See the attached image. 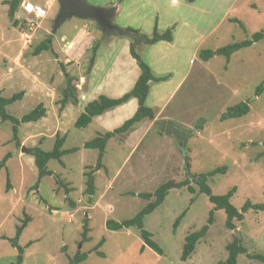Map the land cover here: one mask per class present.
Returning a JSON list of instances; mask_svg holds the SVG:
<instances>
[{
	"label": "rangeland",
	"instance_id": "374dc122",
	"mask_svg": "<svg viewBox=\"0 0 264 264\" xmlns=\"http://www.w3.org/2000/svg\"><path fill=\"white\" fill-rule=\"evenodd\" d=\"M6 1L0 0V93L9 97L24 91L21 99L6 105V112L19 118L42 102L46 113L37 121L20 123L17 139H13L11 121L0 119V159L10 153L0 168V264L15 261L17 250L12 240L25 214L30 220L16 240L23 249L20 264H69L77 251L85 253L86 258L76 264H217L226 258V245L234 235L249 252L264 254V208L249 209L242 221L234 220V229L225 226V212L218 209L193 253L186 260L180 258L185 235L205 224L212 208L193 179L196 173L225 165V173L208 179L213 193H225L236 186L231 202L237 208L246 199L264 205V91L253 96L264 79V38L238 49L229 60L215 55L205 62L199 56L200 49L244 40L263 28L264 0H87L102 6L118 3L111 21L120 28H137L150 34L156 25L160 31L169 29L175 34L179 45L182 28L192 26V36H198L200 42L191 71L168 100L164 112L172 116L170 121L181 122L187 137L185 147L181 139L165 133L163 121L159 125L163 132L160 139L155 140L156 129H152L140 149L127 158V148L110 141L99 169L95 166L97 149L83 146L96 135V123L76 127L74 122L83 111L82 105L68 102L60 108L59 100L66 76H72L77 89L84 91L91 48L97 42L98 53L103 52L105 36L93 20L75 16L53 32L57 0H30L48 10L45 19L32 24L22 21L19 6L9 18ZM224 13L225 18L219 20ZM234 17L242 26L230 21ZM86 27L95 37L92 46L84 52L77 47L64 48L65 42ZM212 27L213 32L207 35ZM49 34L52 50L34 55V47ZM180 73L171 72L166 82L174 84ZM249 98L252 100L245 115L220 118L228 106ZM56 133L65 135L64 149H78L62 155V163L49 159L46 168L52 174L37 182L34 157L22 146L50 150ZM85 172L93 176L91 195L86 191ZM56 175L70 190L68 194L56 182ZM187 175H191L189 184L194 192L186 187L170 189L163 202L143 220V228L163 249L162 254L148 246L141 251L143 240L137 227H106L107 219L131 218L145 206L148 199L137 193L153 192L166 180L179 181ZM183 210L173 231L174 219ZM102 238L104 242L95 250ZM237 264L264 262L240 253Z\"/></svg>",
	"mask_w": 264,
	"mask_h": 264
},
{
	"label": "trees",
	"instance_id": "16d2710c",
	"mask_svg": "<svg viewBox=\"0 0 264 264\" xmlns=\"http://www.w3.org/2000/svg\"><path fill=\"white\" fill-rule=\"evenodd\" d=\"M192 2L193 0H188ZM22 0H7L6 3L8 4V16L9 18H13L14 13L18 6L20 7ZM230 21L237 22L239 25L242 26L240 20L236 17L230 18ZM17 20H14L13 23L15 24ZM98 27V26H97ZM136 32V35H129L130 38V46L129 51L131 56L135 59L140 72L138 78L136 79L133 87L128 91L124 92L119 97H108L104 94H100L97 98L89 101L84 106L83 111L78 115L76 118L74 125L76 127H85L87 126L93 117L102 114L103 112L112 109L126 101L130 98L137 99V109L134 114L126 119L121 125L117 126L111 131H104L103 133H99L93 138L85 141L83 143L84 147L87 148H95L97 149V158H96V169H99L102 166V158L104 155V150L106 143L109 138L116 134H120V136L126 135L131 128L136 124L143 120H154L156 116V111L147 104V97L149 94V84L151 81H159L162 78L159 76H155L150 68V66L142 59L138 46L140 44H152L159 40H171L172 34L169 29L159 32L157 30L156 25L153 28V31L150 36L140 32L137 29H133ZM103 36V35H102ZM104 37V36H103ZM107 38V37H104ZM264 38V27L258 31H255L251 34L250 38L235 41L218 47L216 49H201L199 51V56L202 60H207L214 55H222L227 60L229 59L230 55L237 51L240 48L248 47L253 43L261 40ZM52 36L49 34L45 39L40 41L33 49V54L36 55L43 50H52ZM98 51V44H93L91 48V55L88 61L87 71L90 72L92 66L95 63L97 52ZM65 87L62 90V97L59 100L60 108L64 107V105L68 102L76 103L78 100V89L76 85L72 82V76L65 77ZM264 91V79L255 87L253 96H258ZM24 94L23 90L13 93L9 97H4L0 93V119L2 121L9 120L12 123V132H13V139H17L18 137V125L22 122H30V121H37L41 117L45 116L46 108L44 107L42 102H39L33 109L28 111L27 113L23 114L22 116L15 117L6 112V105L19 100L22 98ZM252 98H249L246 101L238 102L234 105L228 106L224 113L221 114V119L227 118H234L240 117L245 115L249 111V104L248 102L251 101ZM65 141V135H60L59 133L55 134V140L53 147L50 150H43L39 146H35L32 148L31 154L34 157V162L37 167V182L45 175H51L52 172L46 168V164L49 159H57L60 163H62L61 157L62 155L76 151L78 147H72L68 149L63 148V143ZM10 156V153L5 154L0 159V168L5 166L6 160ZM226 166H218L214 169L207 171V172H199L193 175L194 181L199 186V192L204 193L208 200L212 203V208L209 211L206 223L203 224L199 229L189 232L185 235L184 244L182 247L180 258L181 260H186L194 251L197 241L202 238L210 224H212L214 220V211L218 209H222L225 212V226L229 229L235 228L234 220L242 221L244 219V214L249 210H262L264 205L261 203H253L249 199H246L244 203L237 208L232 202L231 197L236 191V186H232L229 188L225 193L221 194H214L210 184L208 183V179L210 176L217 175L218 173H225ZM87 175L86 178V191L91 195L94 192V183H93V176L90 172H85ZM191 175H187L186 178L183 180L176 181L174 179H168L165 182L161 183L153 192H139L137 193L138 196L148 199L147 203L144 207H142L133 217L128 219H122L120 221H116L113 219H107L105 221V225L107 228L112 230H118L122 228H130V227H137L139 229L140 236L143 240V245L141 247V251L145 248V246L150 247L158 254L163 253V249L151 238V233L143 228V220L145 215L152 212L158 205H160L165 196L167 195L168 191L172 188H181L186 187L187 190L191 193L194 192V189L189 184V177ZM56 182L59 185L64 186L65 193H69V189L67 188L66 184L56 175ZM9 188V181L7 179L6 183V190ZM192 200V198H191ZM184 214V210L174 219L172 224V230L175 231L176 227ZM30 220V216L25 214L22 222L16 228L15 237L12 240L13 246L17 250V254L15 257V261L9 264H20L23 259V249L17 243V239L21 234L22 230L26 227L28 221ZM83 235L86 233V226L83 228L82 231ZM104 242V238L99 240V242L95 246V250L98 249ZM227 256L224 260L219 261L217 264H237V255L242 253L251 259H255L261 262H264V254L258 252H249L247 248L242 245L241 239L236 235L233 236V240L230 241L226 245ZM99 255H101L100 251H97ZM86 258V254L83 252L77 251V253L69 258V264H76L79 262L84 261Z\"/></svg>",
	"mask_w": 264,
	"mask_h": 264
},
{
	"label": "crops",
	"instance_id": "0c3cea01",
	"mask_svg": "<svg viewBox=\"0 0 264 264\" xmlns=\"http://www.w3.org/2000/svg\"><path fill=\"white\" fill-rule=\"evenodd\" d=\"M225 16L226 14L224 13L219 20L224 19ZM85 25L89 27V24ZM132 25L133 23H129V26ZM156 27L159 32L167 30L162 29L163 31H160L158 26ZM191 27L182 28L179 45H176L175 34L171 33L172 39L169 41L159 40L152 44H140L138 46L142 59L150 66L153 74L162 78L159 81H151L149 84L147 104L156 111V116L154 120H143L136 123L124 136H112L108 139L105 149L110 141L115 140L118 146L123 144L127 148V158L140 149L144 139L152 129H156L157 136H155V140L160 139L159 137L163 132L160 131L159 125L163 121L165 124L167 120H173L170 114L164 115L166 104L182 80L191 71L190 68L193 63H195L193 57L197 53L200 42L198 36H192ZM214 27L210 29L207 35L213 32ZM151 33L146 35L150 36ZM75 36L63 44L64 48L77 47L81 49V52H84L92 46L95 39L92 31H87V27L80 29L77 36ZM102 41H104L106 48L103 52L97 53L95 63L89 72V78H83V83L87 81L84 91L78 90L80 99L77 100L76 104L82 105L83 109L87 102L97 98L100 94L113 98L121 96L133 87L140 72L135 59L129 51L130 38L123 35L109 36ZM212 57L203 61L208 62ZM173 71H180L181 73L174 84H169L166 82L167 76H170ZM79 87H81L80 84ZM137 106V99L130 98L128 101L93 117L90 123H96V135L104 131H111L121 125L134 114ZM172 122L181 127L179 125L181 122Z\"/></svg>",
	"mask_w": 264,
	"mask_h": 264
},
{
	"label": "water",
	"instance_id": "95a60500",
	"mask_svg": "<svg viewBox=\"0 0 264 264\" xmlns=\"http://www.w3.org/2000/svg\"><path fill=\"white\" fill-rule=\"evenodd\" d=\"M59 8L53 18L52 31L56 32L63 22L73 16L93 20L98 28L101 30L102 35L109 37L113 34L118 35H136L133 29H123L114 25L111 21L112 17L116 14L118 3L109 6L94 5L87 2V0H57ZM166 134H173L175 138L181 139L183 147L187 142L185 130L177 126L172 121H167L164 129ZM25 152H32L22 146Z\"/></svg>",
	"mask_w": 264,
	"mask_h": 264
},
{
	"label": "built area",
	"instance_id": "2783aa9c",
	"mask_svg": "<svg viewBox=\"0 0 264 264\" xmlns=\"http://www.w3.org/2000/svg\"><path fill=\"white\" fill-rule=\"evenodd\" d=\"M20 10L22 11V21L26 24L43 20L48 15V10L44 5L34 3L30 0H22Z\"/></svg>",
	"mask_w": 264,
	"mask_h": 264
}]
</instances>
